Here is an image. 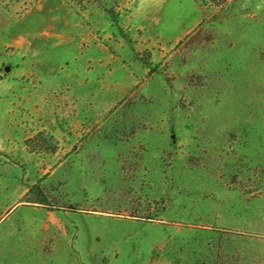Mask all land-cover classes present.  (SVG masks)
Here are the masks:
<instances>
[{
  "label": "rangeland",
  "instance_id": "1",
  "mask_svg": "<svg viewBox=\"0 0 264 264\" xmlns=\"http://www.w3.org/2000/svg\"><path fill=\"white\" fill-rule=\"evenodd\" d=\"M0 264H264V0H0Z\"/></svg>",
  "mask_w": 264,
  "mask_h": 264
}]
</instances>
